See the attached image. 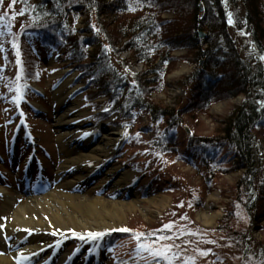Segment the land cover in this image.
Returning a JSON list of instances; mask_svg holds the SVG:
<instances>
[{"label":"rangeland","instance_id":"rangeland-1","mask_svg":"<svg viewBox=\"0 0 264 264\" xmlns=\"http://www.w3.org/2000/svg\"><path fill=\"white\" fill-rule=\"evenodd\" d=\"M3 1L2 10H5L8 6V1ZM224 2L229 21H231L228 25V32L232 39H234L235 46H237L241 57L250 61L253 67L258 66L259 63L264 66V55H260L257 52L248 31H243L244 29H241L239 25L244 21V5L238 0H224ZM105 4L108 3L105 2ZM166 6L167 5H165V7ZM18 7L20 8L19 5ZM204 10L205 7L200 3L199 12L203 14ZM122 11L123 16L118 18V20L115 14L114 16L112 14L109 16H102V18H105L104 22H107L108 25L110 24L111 28H116L122 25H128V23L131 24V22L135 20L136 15L147 16L150 14L154 17V22L156 20L161 23L158 30L163 35L159 36L156 34L157 39L170 40L171 38L173 42L179 41L183 43L179 47H171V62L163 78V83L165 84L162 83V86L156 85L158 87L157 89L151 88L153 85L148 87L149 90L150 88L152 89L151 95L155 102L160 103L162 106L167 105L165 107L169 110L174 108L176 112H179V118L182 117V122L180 121L181 125L178 126L179 134H177V138H175V136L172 135L171 129L165 127L164 124L167 122L166 118L154 124L151 122L150 116L144 112V110L135 111L132 119H130L133 120L134 118V121L130 125L125 123L129 133H132L129 139L130 146L150 149L149 154L143 156L142 159L147 160L151 158V160L154 161V167L158 169V173L154 174L152 171V175L150 174V176L147 173L142 180L141 187H137V178H134L136 176V166L130 165L129 162L126 163L130 158L122 156L127 150L126 148H128V146L123 148L126 143L124 140L118 149L119 151L122 148L121 152L123 153L120 152L121 156L115 154L98 165V167L102 165L101 169L103 168L100 175L96 177H87L86 175L82 182H78L80 187L67 186L59 188V191L63 193H79V196L75 198H68L71 205L65 208L68 212L64 213L67 214V217H75L80 223H84L86 226L92 228L97 227L94 223L99 222V218L93 215H83L75 205L78 206L80 203L79 200L81 199H85L87 202L88 200L96 201L100 198L106 204L108 203V206L113 203L121 205L123 211L122 216L121 218H117L116 223H121L123 227H130L136 232H141L143 238L151 242L152 247L161 250L160 255L162 257L166 255L167 251L170 252V250L166 249L169 248L173 249V251L176 249L181 251V253H176L175 260L179 261L178 255L180 253V261H183V264H189L192 259L194 261L199 260L202 264H264L262 263V256H264L262 253L264 252V167L260 171L258 170V175L255 177L249 175L246 168H239L237 165L239 158L237 152H235L234 148L226 145L227 142L223 138L224 131H222L231 112L244 100L243 93L239 92L235 97L215 98L211 96L205 99L204 95L201 97L197 91L193 90L195 85L193 77L198 69L203 66L204 61L202 60L201 63L194 62L195 51H192L193 49L191 50L190 47L184 45L185 41L180 39L182 36L179 29L174 30L175 26L173 24L169 25L175 16V12L167 8L155 18V8L152 6L148 11H144V8L141 10L134 8V11L127 8ZM26 16L27 15L19 17L16 20L14 32H16L19 25L26 20ZM85 20H87V12L84 11L78 18L76 28L78 29L85 26ZM93 26L96 27H93L91 31L88 30L77 33L79 37L85 36L90 38L93 36V29H96L95 31H98V33L95 35L99 34V36L95 37V40L93 39L95 43L88 47V58L86 56L84 60H94L99 49L104 51V47H106L109 50V55H111V64L116 66L115 69L120 67V59L125 58L126 61L129 60L130 63H127L128 65L123 68L125 70L127 69V73H129L125 85L127 81L134 85L131 74H136L140 71L145 73L149 69L148 65L136 58L134 49H129V45L133 42L134 37L131 35L122 40L116 52L119 50L123 51L118 59H116V57L112 55L111 46L104 42L105 38L102 34L103 26L101 27V32L96 22H94ZM203 31L205 32L206 30L203 28ZM202 38L204 39L205 37ZM1 39L10 41L11 38L5 33H0V40ZM12 40L16 41L14 37H12ZM142 45L143 44L140 43L139 46L141 47ZM205 45L206 44L203 43V46ZM0 48L6 50L0 52V68L3 69L6 74V79L0 80V130H3L7 137L11 132L12 126L9 125V121L10 113L13 108L8 110L9 104L7 100L11 103L13 102V97L15 95V91H13V82L17 79L18 81H25V79L20 78V76L24 75L27 71L28 73L38 72V76L35 78L37 81L39 80L38 83L43 87H41V89H43L42 93L37 94L40 96L38 97L40 100V102L38 101V108L43 111V114L36 112L35 115H33V113H31L30 117L36 133L35 137L37 139L39 138L45 145V149L50 151V155L46 157L47 160L45 164L48 165L49 172L51 169V178L57 176L59 163L61 161L57 137L63 132V127L58 125L57 120L61 114L67 111V108L71 106L72 103L80 104V109L86 111V115L82 118L81 126L93 127L99 122L104 126L101 131L102 135L110 132L113 128L119 127L122 121L125 120L118 114V111L112 112V110H110L102 115L106 108L111 106L112 97L108 95L107 89L104 88V86H100L99 82H97L98 84L91 82L92 79H89L90 76H94L96 73L89 76V72L92 71L90 67H88L89 70L87 69L88 72L80 67L79 63L72 58L66 59V62H63V59L59 58V54H56L55 57L51 58L49 61H45L46 58H44L43 55L41 58L38 57L39 60L36 58L37 60H35V63H32L31 60V63H28L27 60L30 59V56L29 58L26 57L27 60L25 56L23 60H21L20 55H15L13 49L10 50V48L6 47L5 43L2 42H0ZM21 49L24 51L23 46H21ZM194 50L196 49L194 48ZM154 51L158 50L154 49ZM155 54L159 55V52ZM67 56H69V53H67ZM125 64L124 62L123 65ZM21 66H23V68ZM50 66L58 70V75L55 73V68L49 71L46 69ZM77 70L82 73V76H84L87 81H90L88 87L84 88V81L78 82ZM112 74L114 73L112 72ZM56 76L60 79L57 85H55ZM113 77L116 78L117 75H113ZM144 78L147 80V78H152V75L147 74ZM96 79H98V76ZM32 80L34 79L32 78ZM66 81H68V89H75L77 91H72L67 100L61 103L57 102L55 101L54 95L55 86L65 83ZM50 83L52 86H50ZM121 88L123 90L124 86L121 85ZM117 89H119L118 86ZM133 91H135V89L130 92ZM133 110L135 109L133 108ZM99 117L100 121H98ZM109 117L110 123H108ZM132 125H134V127ZM158 126L161 127V129L156 131ZM255 132L256 139L258 140V156L264 161V129L258 128ZM26 136L27 133L23 131L21 138L25 139ZM157 136L158 138H162L160 141L163 146L166 147L168 145L171 147L174 143L177 144V140L181 147L189 150L190 146L188 142H193L190 144L195 146L194 151L197 150V152H201L203 155L206 154L207 162L202 160L201 168H194L193 166L182 164L179 160L174 163L171 160L167 163V161L162 159L163 157H158L159 155L153 152V139H156ZM202 138H206L207 140H202ZM84 141L85 140L82 139L81 143ZM205 141H207L206 144H204ZM0 144H3L1 140ZM20 144L19 148L22 151L17 157L20 156L24 160L30 151L25 149L23 143ZM197 147H199V149ZM219 147L220 149L218 150ZM209 150L211 152L214 151V153L211 154ZM1 152L5 154L6 150L4 149V151L2 150ZM137 153L141 154L140 152ZM216 155L217 163L215 161ZM145 157H147V159ZM5 161L6 164L3 170L7 173V176L3 179L0 178V186L7 190L12 209H15L25 198L31 200L44 198L47 193L59 186L58 182L54 181L53 187L49 191L36 194V184H32L31 179L25 173L24 167L15 164L14 160ZM216 164L218 167H215ZM111 168L116 169L117 173L126 169L133 172L135 176L131 177L128 185L116 190L113 183L117 174L110 177L108 176V180L110 181L104 183L107 175H109L108 169ZM141 169L142 171L139 173V176L143 177L145 175L143 172L146 170L145 163L144 166H141ZM46 173L48 174V172ZM165 173L168 174L166 175ZM174 173L178 174V178L181 179L180 181L171 179V174ZM71 178H73V176L70 174L63 179L71 180ZM246 181L251 182V190L242 185V183L244 184ZM22 185L23 188L28 187L30 191L26 189L21 190L20 188ZM185 185H187L188 190L191 192L179 189ZM143 188L144 190H142ZM2 190L4 191V189ZM168 190H170V192H167ZM171 191H173V193ZM188 195L190 198L197 200V203L193 208H190L189 212L192 224H195L193 225V231L196 233L195 230H197L201 233L204 239L203 241L208 239L213 242V244L210 243V245L201 242V249L203 251L197 247L199 252L193 251L194 249L192 250L191 238L193 235L190 232L191 228L186 224L189 220L188 216H186L188 212L183 213V217L181 218L183 223L180 226L178 219L174 216L175 211L171 212L175 206V197L186 198ZM5 196L6 195L2 192V196H0V206L4 208L5 205L3 203L5 202ZM130 200L138 201L137 207L128 208L129 206L125 203ZM72 205L75 208H73ZM200 210H210V213L219 212L220 214L211 221V224H206L204 219L198 214ZM249 210H251V215L248 213ZM47 214L51 215V212L48 210ZM60 215H62V212ZM103 217L105 216L103 215ZM7 218L8 217L0 218V223H5ZM169 218L171 219L169 220ZM46 220H48L47 216ZM104 220H108V218L106 217ZM162 220H168V223L173 227L171 229H175L174 232L176 233L170 235V231L167 230L169 229L168 226L161 223ZM108 221L111 222L112 220L109 219ZM160 224L162 225L160 226ZM67 226L70 227L69 224ZM157 227L165 231L157 230L155 232ZM26 229L31 233L34 231L33 228ZM120 229L123 230L122 227H112L99 231L87 230L81 232L82 230L75 231L73 228H67L65 230L69 235L66 238H62V235L56 232L50 233L51 242L56 244L60 242L61 239L62 241L59 245V249L62 248L74 254V260L77 262L85 260L87 264H91L92 261L97 262V259L91 256L92 250H85L83 247L84 242L91 239L96 233L104 232L106 234L108 231ZM203 232H205V234ZM90 233L93 235H90ZM123 233L124 234L120 235H124V237L116 240L115 249H105L104 252L103 250L99 251V255L101 259H103L100 264H126L128 260L125 262L117 260L129 255V247L131 250L135 251V248L142 244L134 240V236H132L131 233V235L128 232ZM159 234H167L164 243L159 239ZM206 247L208 248V255H206ZM125 248H127V250ZM179 264H181V262H179Z\"/></svg>","mask_w":264,"mask_h":264},{"label":"trees","instance_id":"trees-1","mask_svg":"<svg viewBox=\"0 0 264 264\" xmlns=\"http://www.w3.org/2000/svg\"><path fill=\"white\" fill-rule=\"evenodd\" d=\"M7 1H10V7L12 8L6 7L2 11V3L4 1L0 0V20L3 17L5 20L10 21V23H16L19 17L27 15L26 20L19 25L16 32L10 29L9 34H7L11 38L14 37L16 41L21 36L26 37L20 43V46L17 47L19 52H15V55H20L22 59L24 56L25 59L30 56L29 60L26 59L28 63H31V61L35 63V60H39L40 58V50L51 53L54 49L62 47L68 48L69 57L73 60L75 59L80 67L85 70H89L88 67H90L92 71L89 72L87 70L89 76L96 73L94 76H90L89 79H92L91 82H99L100 86H104L107 89L108 95L112 97V112L118 111V114L123 119L131 123L134 121V118L130 120L133 117V113L139 110H144L154 124L166 118L167 122L164 124L165 127L171 129L172 135L177 138L176 136L179 134L178 126L181 125L182 117L179 118V112H176L174 108L169 110L165 107L167 105L162 106L160 103L155 102L152 99L151 88L157 89V86H162L166 69L171 62L170 51L172 48L179 47L183 43L179 41L173 42L171 38L170 40L157 39V35H163L158 30L161 23L156 20L154 22V17L150 14L147 16L136 15L135 20L131 24L128 23V25H122L116 28H111L110 24L108 25L107 22H104L105 18H102V16H109L111 14L114 16L115 14L118 20V18L123 16L122 10L124 9L128 8L134 11V8L137 10L144 8V11H148L151 6L155 8L154 15L157 18L158 14L169 8V10L175 12V16L169 25L173 24L175 26L174 30L179 29L182 36L180 39L185 41L184 45L190 47L191 50L193 49L192 51H195L194 62L201 63L202 60L204 61L203 66L198 69L193 77L195 80L193 90L197 91L201 97L204 95L205 99L211 96L215 98L235 97L239 92L243 93L244 100L234 108L223 126V138L227 142L226 145L234 148L235 152H237V156L239 157L237 165L239 168H246L247 173L252 177L258 175V170L263 169L264 161L258 156V140L256 139L255 131L258 128L264 129V66L259 63L258 66L253 67L250 61L241 57L237 46H235L234 39H232L228 32L229 17L224 0ZM238 1L245 7L244 21L239 24L241 26L240 28L244 29L243 31H248L257 52L260 55H264V0ZM105 2L108 4H105ZM200 3L205 7L203 14L199 12ZM165 5L167 6L165 7ZM84 11L87 12L86 24L82 28L77 29L78 18ZM94 22L99 25L100 32L103 26L102 34L105 38L104 42L111 46L112 55L116 59H118L123 51L119 50L116 52L122 40L131 35L134 37L133 42L129 45V49H134L136 58L142 60L149 66V69L145 73L131 74L134 85L128 83V81L125 85L129 73H127V69L125 70L123 68L128 65L127 63H130L129 60L126 61L125 58L120 59V67L115 69L116 66L111 64L112 59L111 55H109L108 48L104 47V51L99 49L94 60H84L86 56L88 58V47L95 43L93 39L95 40V37L99 36V34L95 35L98 33V31H95L96 29H93V36L90 38L85 36L79 37L77 33L91 31L93 27H96L93 26ZM203 28L206 30L204 39L199 35V31L201 29L203 31ZM33 42L36 43L34 44ZM140 43L143 44L141 46L143 48L139 46ZM203 43L206 45L203 46ZM21 46H23L24 51L21 49ZM154 49L158 51H154ZM157 52H159V55L155 54ZM124 62L126 63L125 65H123ZM34 74V72L28 73L27 71L21 77L26 81H31L34 78ZM147 74L152 75V78H147L146 80L144 77ZM113 75H117V77L115 78ZM97 76L98 79H96ZM121 85L124 86L123 90ZM150 85L153 86L149 90L148 87ZM117 86L119 89H117ZM134 89L135 91L130 92ZM160 129L161 127L158 126L156 131ZM154 139L153 151L163 152V154L169 151L172 153L173 151L175 153L173 161L176 160L175 158H181L182 155L186 161L192 162L194 161L193 157L195 153H198L202 157L199 162L201 163L202 160L207 162V155H203L201 152H197V150L194 151L195 146L190 144L193 142H188L190 146L189 150L191 151L183 148L181 152L176 146L178 144L177 140V144L174 143V145H171V148L170 145L167 147L163 146L160 141L162 139L161 137L158 138L157 136ZM204 139L206 138H202V140ZM206 143L207 141L204 142V144ZM197 148L199 149V147ZM171 179L181 180L178 178L177 173L171 174ZM242 185L249 190L252 189L251 182L246 181ZM179 189L191 192L188 190L187 185ZM168 191L170 192V190ZM171 192L173 193V191ZM174 203L175 206L171 212L175 211L174 216L176 218H178V212L182 213V215L188 212L186 216H188L189 220L186 224L191 228L190 232L193 235L191 238L192 250L194 249L193 251L199 252L197 250L198 247V249L200 248L203 251L201 249V242L207 245H210V243L213 244L208 239L203 241L202 234L197 230H195L196 233L193 231V225L195 224H192L189 212L190 208L195 206L197 200L190 198L189 195L186 198L177 196L175 197ZM248 213L251 215V210ZM134 231L131 228L127 230L129 234L134 233L132 234L134 238L136 237L138 240H142L143 234L141 232L135 233ZM203 233L205 234V232ZM207 250L208 248L206 247V255L209 254ZM177 252L181 253L179 249H176L170 254L167 251L164 262L166 263L168 261L167 255H169L172 256L171 260L174 259V264H179V262L183 264L184 262L180 261V253L178 255L179 261H176L174 258ZM262 253L264 254V252ZM192 262L193 264H202L199 260L194 261L193 259L188 263L191 264ZM262 263H264V256H262Z\"/></svg>","mask_w":264,"mask_h":264},{"label":"bare ground","instance_id":"bare-ground-1","mask_svg":"<svg viewBox=\"0 0 264 264\" xmlns=\"http://www.w3.org/2000/svg\"><path fill=\"white\" fill-rule=\"evenodd\" d=\"M67 84L68 81L62 83L54 91L55 101L61 103L67 100L72 91H74L73 89H68ZM80 106V104L72 103L67 108V111L61 114L57 120L58 125L63 127V132L57 137L61 153V161L58 168L59 174L57 176L60 181L59 186L47 193L44 198H36L34 200L23 199L15 209L11 208L9 194L4 189L6 196L3 204L5 208L0 206V218L2 216L8 217L6 221V236L9 237L8 241H10L11 246L7 248L0 238V251H5L4 255L0 254V264H34L37 260L45 264L43 255H46L45 257L53 255L56 259L55 264H70V261L74 259L73 254L64 249H61L56 254L53 251L55 247H59V245L56 246V244L51 242V234L53 232L61 234L62 238H66L69 235L65 230L67 228H73L75 231L82 230L81 232L87 230L99 231L112 227L124 228L121 223H116L117 218H121L122 216V206L117 205V203L108 206V203L106 204L100 198L96 201L88 200L87 202L85 199H81L78 206L75 205L83 215H93L99 218L100 221L94 223L97 227L86 226L75 217H67V214L64 213L68 212L65 208L71 205L68 198H75L79 196V193H63L59 191V188L67 186L80 187L78 182H82L86 175L89 177L90 173L98 169V173L95 175H100L103 168L101 169L102 165L99 167L98 165L117 153L120 143L128 134L127 128L124 125L113 128L104 135H101L102 124H96L93 127H82L81 121L84 115H86V111L80 109ZM82 139L85 140L83 143H81ZM209 152L211 154L214 153V151L211 152L210 150ZM201 159V155L195 153L193 160L199 162ZM215 161L217 163V155L215 156ZM70 174L73 176L71 180H61V178H66ZM108 174L104 183L110 181L108 180L110 176L117 174L113 183L116 190L128 185L131 177L135 176L133 172L126 169L117 173V170L113 168L108 169ZM137 202L136 200H130L125 204L129 206L128 208H134L137 207ZM75 207L73 206V208ZM48 210L51 212V215L47 214ZM61 212L62 215H60ZM100 214H103L105 217ZM198 214L204 219L206 224H211V221L218 217L220 213H210V210H200ZM46 216L48 220H46ZM106 217L112 221L104 220ZM68 224L70 227L67 226ZM26 228H33L34 231L31 233ZM128 228L130 227H125L124 229L127 231ZM0 229L4 230L1 223ZM134 232L136 233V231ZM2 235L3 237L5 236L3 232L0 234V237ZM60 241L62 240L60 239ZM79 264H85V262Z\"/></svg>","mask_w":264,"mask_h":264},{"label":"water","instance_id":"water-1","mask_svg":"<svg viewBox=\"0 0 264 264\" xmlns=\"http://www.w3.org/2000/svg\"><path fill=\"white\" fill-rule=\"evenodd\" d=\"M199 35L201 36V37H204L205 36V32L204 31H199Z\"/></svg>","mask_w":264,"mask_h":264},{"label":"snow or ice","instance_id":"snow-or-ice-1","mask_svg":"<svg viewBox=\"0 0 264 264\" xmlns=\"http://www.w3.org/2000/svg\"><path fill=\"white\" fill-rule=\"evenodd\" d=\"M229 22H231V21H229ZM90 235H93L92 233H90ZM94 235H100L99 233H96V234H94Z\"/></svg>","mask_w":264,"mask_h":264}]
</instances>
